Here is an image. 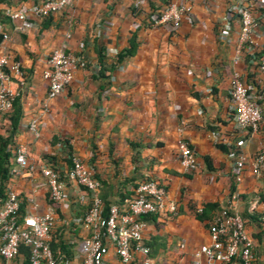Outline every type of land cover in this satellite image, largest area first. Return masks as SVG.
<instances>
[{"label":"crops","instance_id":"0c3cea01","mask_svg":"<svg viewBox=\"0 0 264 264\" xmlns=\"http://www.w3.org/2000/svg\"><path fill=\"white\" fill-rule=\"evenodd\" d=\"M41 1L0 0V32L7 36L0 37V56L17 62L20 70L9 81L20 119L4 191L18 196L24 215L33 211L29 199L37 213L48 203L40 168L56 171L65 181L66 207L55 211L49 244L55 250L57 243L70 247V259L78 261L77 245L88 234L78 220L89 193L64 179L73 157L100 181L96 194L108 201L126 198L146 179L164 187L165 200L175 204L177 213L144 220L149 264L192 263L193 253L210 243L208 222L215 209L196 216L205 205L228 207L243 217L254 264H264V229L251 219L264 213V171L253 176L245 165L238 180L232 175L236 154L248 161L264 150V74L257 69L264 12L253 10L259 24L250 37L252 50L237 53L239 24L229 10L240 2L253 8L254 0H169L191 8L190 20L173 32L148 24L147 12L161 9L163 0H148L141 13L131 9L130 0H77L70 8L32 19L22 32L1 17L6 7L27 9ZM131 39L133 54L115 64ZM61 46L79 65L70 84L48 101L42 73L51 50ZM234 73L260 107L254 133L238 130L233 122L228 91ZM32 118L39 121L37 138L27 131ZM7 129L2 115L0 136ZM238 140L242 144L235 148ZM180 141L193 152L194 171L179 165ZM17 145L25 147L29 169L11 175ZM0 264L27 262L20 251ZM101 264H120L111 247ZM130 264H139V258Z\"/></svg>","mask_w":264,"mask_h":264},{"label":"built area","instance_id":"2783aa9c","mask_svg":"<svg viewBox=\"0 0 264 264\" xmlns=\"http://www.w3.org/2000/svg\"><path fill=\"white\" fill-rule=\"evenodd\" d=\"M76 1L43 0L27 9L6 7L1 14L13 25L14 30L22 32L32 19L46 18L70 8ZM147 2L148 0H130L131 9L141 13ZM252 6L253 8L240 2V5H233L229 9L232 14H236L239 24L237 53L243 48L252 50L250 37L259 24L253 10L264 9V0H254ZM190 9L187 4L170 1L155 12H147L148 24L154 27L163 26L173 32L183 20H190ZM0 37L2 40L7 39L1 32ZM68 37L66 35V38ZM78 65L79 59L66 51L64 46L51 50L46 59V69L42 73V78L47 84L46 100L55 99L70 84L72 73ZM257 69L259 73L264 74V55L259 56ZM19 73L17 62H9L7 57L0 56V120L2 115L11 110L15 93L9 88V81ZM228 100L236 128L249 133L256 132L261 120V110L250 88L242 82L238 73H234L229 81ZM38 124L37 118H32L27 124V131L34 138L39 135ZM241 144L242 140L236 141L235 148ZM177 151L181 169L185 172L194 171L197 164L187 143L180 141ZM70 161L71 165L64 179L74 182L89 193L88 207L81 220H78L88 233L77 245L78 261L53 256L49 247L55 211L66 207L65 181L49 167H42L39 171L48 193V203L43 212L37 213L36 205L29 199L28 203L33 211L25 214L19 222V198L13 191H5V199L0 207V259H13L18 255L19 247L23 246L28 250L27 264H101L107 249L111 247L120 264H130L137 257L139 264H149V250L142 242L145 228L142 218L173 216L177 213L175 204L165 200L164 187L146 179L136 185L131 199L120 207L110 206L103 217L102 204L96 197L99 182L80 160L72 157ZM13 164L11 175H18L29 169L24 146L17 145L14 148ZM245 165L251 175H260L264 171V150L253 155L248 161L236 154L232 168V175L236 180ZM258 219L264 229V213ZM209 239L208 245L200 246L193 253L191 264L255 263L252 241L245 232L244 221L228 207L220 208L214 216L209 228Z\"/></svg>","mask_w":264,"mask_h":264},{"label":"trees","instance_id":"16d2710c","mask_svg":"<svg viewBox=\"0 0 264 264\" xmlns=\"http://www.w3.org/2000/svg\"><path fill=\"white\" fill-rule=\"evenodd\" d=\"M163 1H164L165 5L170 2L169 0H163ZM256 11L264 12V9H257ZM1 17L4 19L2 14H1ZM134 48H135V43H134L133 39H131L128 43V47L116 56L115 64L120 63L121 60H123L124 58L130 57L134 52ZM259 55H264V47L260 51ZM98 63L100 65L101 69L104 70V67L102 65L103 64L102 61L99 60ZM4 118L8 122V129L6 131V136H4V137L0 136V207H1L2 201L5 199V191L4 190L6 187V183L9 179L8 159L11 156L10 150H11V146H12V139H13V136L16 132L17 124H18V121L20 119V110H19V106L17 105L16 99H14V101L12 102L11 110L7 114L4 115ZM70 163H71V161H70ZM207 165H208V163H207ZM97 181L99 182V189H100L101 183L98 179H97ZM143 181H145V180H143ZM135 187H136V185L134 186V189H135ZM132 196H133V191L126 198L122 197L121 199L116 200V201H108V200L103 199L100 195L96 194V197L98 198V200L102 204V216L103 217L106 216V212L110 206L116 205V206L120 207L125 203V201L131 199ZM210 209H212V210L215 209V210L209 219L208 229L211 227L212 220H213L214 216L218 213L220 208L215 206V205H205L201 211H197L199 214L196 215L198 219H201L202 216L206 213V211L210 210ZM83 214L80 216V220H81ZM17 216H18V221L21 222V219L24 216L22 207H19ZM259 216L260 215H256V216L251 218V219H254V221L258 224V226H260V223L258 221ZM149 217H151V216H149ZM149 217H144V218H142V220L144 221L146 218H149ZM241 218L244 221V218L243 217H241ZM78 224L81 226L80 222ZM244 226H245V221H244ZM49 247H50V250H51L53 256L70 259V257H71L70 247L64 246V244H62V243H57V247H56L57 249L56 250H55L54 246L52 245V243L49 244ZM20 251L23 252V255L25 256L26 262H27L28 250L25 247L20 246L19 252Z\"/></svg>","mask_w":264,"mask_h":264}]
</instances>
